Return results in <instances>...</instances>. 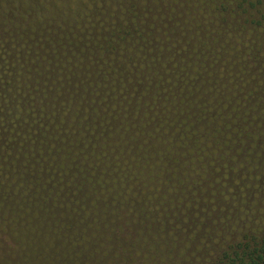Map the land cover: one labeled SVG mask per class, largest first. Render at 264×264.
Returning a JSON list of instances; mask_svg holds the SVG:
<instances>
[{
	"label": "trees",
	"instance_id": "1",
	"mask_svg": "<svg viewBox=\"0 0 264 264\" xmlns=\"http://www.w3.org/2000/svg\"><path fill=\"white\" fill-rule=\"evenodd\" d=\"M81 2L0 0V264H264V0Z\"/></svg>",
	"mask_w": 264,
	"mask_h": 264
},
{
	"label": "rangeland",
	"instance_id": "2",
	"mask_svg": "<svg viewBox=\"0 0 264 264\" xmlns=\"http://www.w3.org/2000/svg\"><path fill=\"white\" fill-rule=\"evenodd\" d=\"M67 3H69L71 6L75 7V6H80L83 10V4L81 2V0H65ZM82 4V5H81ZM1 8H0V29L3 27V36H5L8 40L11 39V37L13 36V31H14V27H16V25L20 22L19 17H13L9 18L8 16H5V14L1 13ZM26 22L22 20V25H25ZM2 31V29H1Z\"/></svg>",
	"mask_w": 264,
	"mask_h": 264
}]
</instances>
